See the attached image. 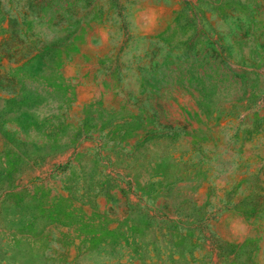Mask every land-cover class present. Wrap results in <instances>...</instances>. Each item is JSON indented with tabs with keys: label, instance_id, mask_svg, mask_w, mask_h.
Listing matches in <instances>:
<instances>
[{
	"label": "rangeland",
	"instance_id": "rangeland-1",
	"mask_svg": "<svg viewBox=\"0 0 264 264\" xmlns=\"http://www.w3.org/2000/svg\"><path fill=\"white\" fill-rule=\"evenodd\" d=\"M0 264H264V0H0Z\"/></svg>",
	"mask_w": 264,
	"mask_h": 264
}]
</instances>
